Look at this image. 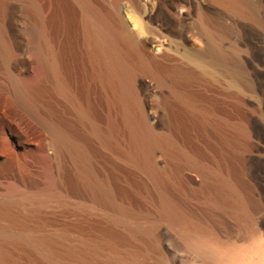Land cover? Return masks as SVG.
Wrapping results in <instances>:
<instances>
[{
    "label": "rangeland",
    "instance_id": "obj_1",
    "mask_svg": "<svg viewBox=\"0 0 264 264\" xmlns=\"http://www.w3.org/2000/svg\"><path fill=\"white\" fill-rule=\"evenodd\" d=\"M91 1L99 9L110 7V0ZM178 2L124 0L119 6L128 23L133 19L141 21L155 32L153 37L164 42L160 64L136 74V79H144L146 84L131 85L139 106L157 116L148 121L155 136L170 140V144L155 148L154 163L160 174L154 178L144 164L128 156L134 150L132 133L113 93L102 85L88 60L80 6L73 0H0V117L14 124V132L8 129L0 138V197L12 190L20 195L48 193V201L38 210L35 220L41 231L53 234L69 230L74 240L82 236L98 238L104 232L125 235L128 229L138 228L149 231L150 250L140 258L146 259V264H201L179 235L180 224L159 215L161 199L165 197L184 216L208 227V168L220 164L225 175L256 204L254 220H262L264 109L257 103L264 95V84L255 80L252 68L242 65L235 84L231 76L214 67H210L207 77L186 81L184 72L198 71L188 53L205 49L204 19L197 12L189 14L179 8L177 14L189 17L178 27L184 37L172 40L147 17L149 12H156L164 24H170V6ZM213 4L215 10L209 16L214 25L233 26L236 17L221 4ZM263 11L264 5L259 3L258 13ZM205 21L208 25V10ZM247 24L256 27L263 37L256 22ZM30 25L43 27L42 53L29 48L23 40L22 27ZM231 37L232 33L222 45L231 57L240 60L246 55V47L235 50ZM251 37L263 45L264 37ZM44 58L56 66L59 76L46 75ZM60 82L67 94L59 89ZM253 86L259 88L257 93ZM20 87L36 90V113L18 105ZM178 93L191 95L203 107L213 101L215 116L227 121L221 133L234 141L221 143L216 132L208 130V120L200 121L189 114L177 99ZM82 110L87 117H82ZM134 113L138 114L137 106ZM238 126L241 133L235 132ZM57 133H64L85 149L95 180L106 183L112 201L121 209L96 199L89 188L75 180L78 166L68 148L59 143ZM31 207L29 202L24 203L19 214L23 216ZM225 219L235 232L230 238L239 253H246L241 264L262 262L252 252L254 241L242 239L234 229V221ZM218 228V234L223 232L221 237H228L221 225ZM261 243L264 247V235ZM130 245L126 243L123 249Z\"/></svg>",
    "mask_w": 264,
    "mask_h": 264
},
{
    "label": "bare ground",
    "instance_id": "obj_2",
    "mask_svg": "<svg viewBox=\"0 0 264 264\" xmlns=\"http://www.w3.org/2000/svg\"><path fill=\"white\" fill-rule=\"evenodd\" d=\"M73 1L81 9V28L88 60L94 71L97 72L96 76L102 85L113 93L122 109L125 124L132 133L134 150L128 152V156L133 162L144 164L149 170L148 172L157 178L160 173L157 172L154 163L155 148L160 144H170V140L155 136L148 121L157 118V116L153 113L148 114L146 107L139 106L131 85L134 82L140 86L146 84L144 79H136V74L139 70L149 72L153 65L160 64L164 42L153 37L155 32L143 25L141 21L133 19L130 24L124 19L119 8L124 0H110V7L105 9L97 8L91 0ZM213 3L221 4L237 18L233 20V26L228 28L214 25L209 16V13L215 10ZM259 3L264 5V0H204L203 2L180 0L170 6L172 12L170 24H164L156 12H149L147 17L159 24L172 40L184 37L182 30H179L178 27L189 17V15L184 17L177 14L175 11L179 8L182 12L187 11L189 14L197 12L199 17L204 19L202 32L205 35V49L201 53H188V58L194 62L198 71L184 72L182 75L186 81L197 76L207 77L210 67H214L231 76L233 84H235V80L241 76L242 65L245 69L252 68L250 71L255 80L263 85L264 42L263 45H259L255 38L252 39L251 35L258 37H262V35L256 27L247 24L249 21L256 22L264 34V11L258 13ZM206 10H208V25L205 21ZM22 33L23 40L28 47L42 53L41 39L45 36L43 27L41 25L25 26L22 27ZM230 33H232L230 42L235 50H242V46L246 47L244 51L246 55L240 60L231 57L222 45ZM2 47L3 43L0 38V51ZM44 61L46 75L59 76L56 66L45 58ZM63 84L62 82L58 84L62 91L65 88ZM252 89L257 93L259 88L253 86ZM35 91L31 87H20L17 90L18 105L31 113H36ZM64 92L66 93V91ZM176 97L190 115L197 117L200 121L208 120V130L211 128V131L216 132L221 143L228 144L234 141L221 133L227 121L215 116L213 101L210 100L208 107H203L191 95L178 93ZM260 97L259 100L258 97L255 98L259 102L257 104L260 107H258L263 110L264 95ZM134 106L138 107L136 115ZM81 114L82 117H87L84 110L81 111ZM8 129L14 132V124L8 123L1 116L0 138L5 135ZM235 132L241 133V127H236ZM57 134L59 143L68 148L78 166L75 180L89 188L96 199L121 209V206L112 201V193L106 183L103 184L95 180L85 149L83 150L77 142L68 140L63 135L64 133ZM10 141L12 143V136H10ZM11 143L7 142V144ZM188 163L198 167L193 161ZM206 187L208 188V227L184 216L165 197L161 199L159 215L180 224L179 235L203 264H241L246 259V253L242 250L239 253V249L230 238V234L235 232H232L233 229L226 224L225 218L228 217L234 221V229L238 230L242 239L254 241L252 252L262 259V262H256L264 264V247L261 243L264 235V214L260 222L254 220V214L258 211L256 204L254 203V205L246 198L232 180L225 175L221 164L213 169L208 168ZM47 201L48 193L20 195L15 190L0 197V264H146V259L140 258L146 256L150 250L149 231L136 228L128 229L125 235L104 232V235L98 238L82 236L74 240L70 239L69 230L65 229L53 234L45 233L43 230V232L41 231L40 224L35 220L38 210ZM27 202L32 207L21 216L19 209L23 208V204H27ZM2 221H5L6 224L1 225ZM219 225L223 227V231L225 229L228 237H221L223 232L218 234V230L221 228H218ZM126 243L131 245L129 248L123 249Z\"/></svg>",
    "mask_w": 264,
    "mask_h": 264
}]
</instances>
